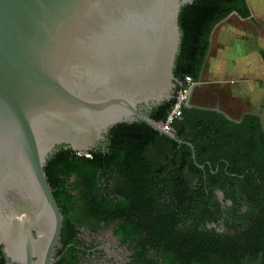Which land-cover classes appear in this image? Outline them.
Returning <instances> with one entry per match:
<instances>
[{"label": "water", "instance_id": "95a60500", "mask_svg": "<svg viewBox=\"0 0 264 264\" xmlns=\"http://www.w3.org/2000/svg\"><path fill=\"white\" fill-rule=\"evenodd\" d=\"M196 0H0V246L54 264L64 216L45 166L88 155L124 122L176 99L182 7ZM146 107V110L144 108ZM205 169L204 165H199Z\"/></svg>", "mask_w": 264, "mask_h": 264}, {"label": "trees", "instance_id": "16d2710c", "mask_svg": "<svg viewBox=\"0 0 264 264\" xmlns=\"http://www.w3.org/2000/svg\"><path fill=\"white\" fill-rule=\"evenodd\" d=\"M247 0H196L182 7L174 73L199 81L214 27ZM263 57H264V53ZM174 99L149 115L166 120ZM180 144L144 121L114 126L90 154L59 147L45 166L64 220L54 264H84L95 244L83 229L112 230L126 264H264V127L257 114L235 121L185 106L173 123ZM223 193V199L218 192ZM0 264H7L0 246Z\"/></svg>", "mask_w": 264, "mask_h": 264}, {"label": "crops", "instance_id": "0c3cea01", "mask_svg": "<svg viewBox=\"0 0 264 264\" xmlns=\"http://www.w3.org/2000/svg\"><path fill=\"white\" fill-rule=\"evenodd\" d=\"M251 15L243 17L237 12H232L220 21L211 33V41L199 81L191 95V100L199 97V92L206 86L213 89L217 95L214 108L224 113L232 120L239 121L245 114L253 113L261 117L264 127V47L261 49V58L244 57L246 42H261L264 45V0H247ZM252 36L256 39H246ZM233 48L225 57L221 55ZM260 51V49L258 50ZM222 81V83H221ZM223 87V90L218 88ZM223 97V98H220ZM224 101V105L221 102ZM235 102L239 108L230 105ZM207 108L200 105H192ZM241 113L233 118L230 114ZM235 117V116H234Z\"/></svg>", "mask_w": 264, "mask_h": 264}, {"label": "rangeland", "instance_id": "374dc122", "mask_svg": "<svg viewBox=\"0 0 264 264\" xmlns=\"http://www.w3.org/2000/svg\"><path fill=\"white\" fill-rule=\"evenodd\" d=\"M246 39H256L255 37L252 36H247L245 37ZM258 43H254L255 46L253 47L251 43L246 42V46L242 49L245 50L244 52V57L246 58H255L258 56L261 58V48L260 46L264 45L257 40ZM260 49V51H258ZM233 48H228V51L223 53L221 55V58H223L224 61H226L225 57L227 54L231 53ZM206 60V59H205ZM227 62V61H226ZM205 64V63H204ZM204 66V65H203ZM203 69V68H202ZM202 72V71H201ZM222 83V81H221ZM220 90H223V87L218 88L217 91L220 92ZM199 97L192 98L190 99L187 106H192V105H200L204 106L210 109L212 105H215V98H216V93L213 91L212 87L211 89L206 86L204 91H201L198 93ZM222 94V93H221ZM221 96V95H217ZM223 98V97H220ZM224 101L221 102V105H224ZM230 105L239 108L235 102H230ZM215 110V109H214ZM241 113L238 114H230L231 117L237 118L240 116ZM235 116V117H234ZM82 237L86 239L89 243H94L95 244V251L98 253H93V255H88L85 257L83 260L84 264H126V262L129 260L130 257V251L128 248V245L122 244L120 242V239L117 235H115L112 230H103L98 233H91L85 229L82 231Z\"/></svg>", "mask_w": 264, "mask_h": 264}, {"label": "built area", "instance_id": "2783aa9c", "mask_svg": "<svg viewBox=\"0 0 264 264\" xmlns=\"http://www.w3.org/2000/svg\"><path fill=\"white\" fill-rule=\"evenodd\" d=\"M197 80L191 75H186L184 79H180L178 82V95L172 104L171 111L169 112L166 120L158 122L159 126L166 132L175 133L173 123L175 120L181 118L183 114V108L187 106Z\"/></svg>", "mask_w": 264, "mask_h": 264}, {"label": "flooded vegetation", "instance_id": "af4514ba", "mask_svg": "<svg viewBox=\"0 0 264 264\" xmlns=\"http://www.w3.org/2000/svg\"><path fill=\"white\" fill-rule=\"evenodd\" d=\"M144 110H146V107L144 108ZM218 196H219V198L222 200L223 199V193L222 192H218ZM95 253H98L97 251H95ZM94 253V254H95ZM131 253V252H130Z\"/></svg>", "mask_w": 264, "mask_h": 264}]
</instances>
